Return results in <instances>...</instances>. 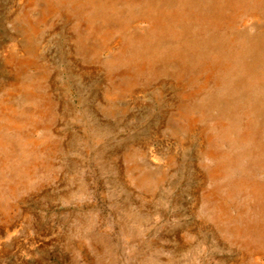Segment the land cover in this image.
Masks as SVG:
<instances>
[{"label":"rangeland","instance_id":"rangeland-1","mask_svg":"<svg viewBox=\"0 0 264 264\" xmlns=\"http://www.w3.org/2000/svg\"><path fill=\"white\" fill-rule=\"evenodd\" d=\"M162 1L131 0L128 3L132 4L127 5L120 1L117 11L121 20L102 18L100 12L89 9L92 14L87 19L80 18L82 14L76 12L72 13L71 22L64 17L45 22L41 37L37 38L40 53L34 59L35 65L26 67L20 74L21 79L32 86L34 96L10 95V104L6 107L1 101L12 88V71L4 59L11 53L23 57L19 46L24 32L20 29L19 16L39 17L42 4L26 7L24 0H0V114L3 113L0 116V264H233L239 257L234 243H217L224 233H219L217 238L199 233L202 236L196 241L189 226L198 218L188 216V212L196 207L195 193L204 184L199 172L203 165H208V160L206 156L203 159L196 156L200 130L188 141L175 139L174 132L181 131L180 127L185 124L176 121L172 127L167 121L175 109L173 102L179 100L176 98L177 81L169 76L179 66L173 57L178 56L181 65L187 58L179 52L180 44L169 40L173 22L157 5L160 2L169 7L176 0ZM212 1L211 4L191 0L198 7L205 5L200 18L211 15L216 19L218 11L212 7L222 0ZM220 15L229 22L225 14ZM163 16L168 21L162 37L152 41H159L164 51L169 48L170 54L161 57L163 64L156 59L148 62L152 65L146 75L147 79L153 73L151 76L159 79L138 98H126L129 105L120 103L127 111H121L123 116L116 120L109 118V114L101 121V116L92 112L94 109L85 112L87 107L107 108V99L96 97L104 85V65L122 48L115 40L126 38V54L144 50V45L135 37L146 33L152 21L159 24L157 30H161ZM81 22L83 29H74L75 24ZM233 30L236 32L222 31L218 38L221 43L212 51L228 60L231 47L227 45L232 42L227 35L235 34L234 44L241 52L243 71L233 82L222 86L224 94L210 85L189 99L192 115L184 114L183 118L188 121L194 117L206 127L207 135L213 140L205 148L224 151L229 160L224 169L230 172L229 177L224 181L219 179L221 187L234 180L241 186L257 183L264 191V48L261 49V44L257 47V42L264 41V15L239 18ZM219 33L217 31L216 35ZM103 34L109 35L107 47L101 45ZM237 35H248L249 46H241ZM78 45L81 52L77 50ZM238 51L233 50L236 56ZM187 57L190 62L194 59V56ZM236 64L239 66L238 62ZM192 68L197 77L203 75L204 71L196 66H188ZM188 69L182 74L187 91L199 85L198 80L187 81L192 76ZM45 72L49 76L47 80L40 79L42 74L45 77ZM46 94L54 97L48 117L41 112L42 96ZM201 100L204 102L199 105ZM34 109L36 124H27L25 118ZM13 118L24 119L23 125L15 127ZM181 135L186 136L183 131ZM35 140L40 144L35 145ZM140 143L143 148H150L160 162H165L171 151L177 154L169 174L163 165H155L149 158H138L144 170L156 176L153 188L158 190L159 196L154 198L153 204L143 190L149 186L128 188L120 174L121 161L127 155L126 146ZM124 162L127 166L135 161L124 158ZM129 167H126L127 177L133 186L136 171ZM254 184L246 189L253 191ZM221 189L226 194V188ZM134 196L144 206L136 204ZM235 199L233 195L228 197L230 203H235ZM153 205L157 213L149 218L151 213L146 214L142 209L152 210ZM175 206L188 216L189 230L177 225L185 221L175 218ZM257 206L264 214L263 192L254 196L252 208ZM206 207L198 205L194 210L202 215L200 210ZM129 209L140 214L139 224L128 220ZM232 210L233 206L219 209L224 216H232ZM181 226L185 230L179 231ZM170 230L172 238L180 237L169 239ZM156 238L160 241L155 244ZM191 240L193 247L187 243ZM263 244L264 238L260 236L253 245L260 251ZM159 254L169 259L158 260Z\"/></svg>","mask_w":264,"mask_h":264},{"label":"bare ground","instance_id":"bare-ground-1","mask_svg":"<svg viewBox=\"0 0 264 264\" xmlns=\"http://www.w3.org/2000/svg\"><path fill=\"white\" fill-rule=\"evenodd\" d=\"M120 1H123L126 5L132 4L128 3L131 0H60V3H58L57 0H24V4L26 7L33 6L36 3L40 2V4H42L40 5L39 9L41 10V14L39 17L36 16L35 18L28 19H26L25 15L19 16L20 29L24 32L23 41L19 46L20 52L22 53L23 57L11 53L10 56L5 57L4 59L5 64L12 71V75H10L12 88L11 90H8L7 93H5V96L2 97V106L3 104L4 106L10 104L8 100L10 95L14 96L16 94H21L26 97L34 96L32 86L30 84H26L21 79L20 74L24 69H26V67L35 65L34 59L39 56L40 53L37 38L41 37L42 25H44L45 22H48L49 20L55 21L58 17H64L66 19H69V21L71 22L72 13L76 12H78V14H82L79 15L80 18L84 17L87 19L92 14L91 12H89V9L95 10L93 11L95 13L100 12L102 18L108 17L109 20H111L112 18L121 20L120 14L117 11V6ZM165 1L166 0L162 2ZM218 1L220 2V0ZM205 2H209L211 4L213 3L212 0H205ZM218 4L219 5H212L213 10L218 11V13H216V19L218 18L217 20L214 19V17L211 15L200 18V15H202V11L205 10V5H201L200 7H198V4L191 2V0H176L175 3L169 7H166V5H161L160 2L157 4L161 8V10H163L164 13L167 14L169 20L173 22V26H171V29L169 30L172 33L169 37V40L172 42L176 40L180 44L179 52L184 55V58H187L186 60H183L184 63L183 65H181L178 56L175 55L177 57H173L177 59L176 61L179 66L175 71L171 72L169 76L176 79L177 81L176 87L179 89V94L176 95V98H178L179 100L173 102L172 106H174L175 109L167 118V121L171 124L172 127H174L173 124L176 123V121H181L182 124H185L184 127H180V130L183 131L186 136H182L181 131H176L174 132L175 139L179 137L185 138L188 141L189 139L193 138V135L197 130H200L201 140L198 142L197 148L199 149L196 152V156L200 157L201 159L206 156V160H208V165H203L200 169L201 172H199L201 173V180L204 184L201 183L203 184V186L201 187L199 192L197 189L196 192L198 193H195V197L193 199L196 207L198 205H200V207L207 206L204 210H200L204 214H198L199 212L194 210L196 209V207H191L190 211L188 212V216H191L194 219H196V217L198 216V218L195 223L193 222V224H189L187 223L186 218L188 216L186 215V213L182 211L180 207L175 206L174 216L175 218L177 217L180 222L185 221L184 223L177 225H183L188 230L189 226L191 227V229H193L191 232H194L193 236H196V241L202 236L199 233H205L204 236H206L207 238H212V236L213 238H217V235L219 233H224L223 238L217 243L225 244L221 242L225 241L226 243L229 242L235 244L239 257L233 264H264V244L262 250L260 251H258L257 247L253 245L255 242H258V240H260V236L264 238V214L258 209L259 206L252 208L254 196H260L262 192L264 194V191L260 189L261 186L257 183L254 184L248 182L243 186L239 185L238 183L237 186L235 184L236 181L233 180L231 182H228L231 185L226 184L225 186H222L226 188V194H224L223 190L221 189V184H219V179H222V181H224L229 177L230 172L226 173V171L224 170L228 166L227 161L229 160L224 156V151H221L217 148H209L210 146L208 148H205L206 145L211 144L213 140L212 136H208L209 134L207 135V129L205 130L206 127L204 128L201 123L194 117H191L188 121L183 118L184 114L191 113L192 115L189 106V99H191L192 97H196L199 92H201V90L207 89L210 85L216 86L219 89V93L224 94L225 92L222 86L227 84L228 81L233 82L234 78L243 71L244 66L242 61L240 60L241 52L236 49L238 46L234 44L235 34H226L227 38L232 42L231 45H227V48L228 46L231 47V57H228L229 61L222 58L219 52L214 53L212 51L218 48V46L220 45L221 42L218 41V38L222 31L227 32L232 30L233 32H236L233 30V27L237 20L244 16L248 15L258 17L261 15L263 17L264 15V10H262V7H264V0H222ZM67 5H71V8ZM219 6L221 7L219 8ZM220 14H225L228 17L229 22L221 19L222 16ZM167 17H164L160 20L162 26L161 30L158 31L157 29L159 24H156L154 21H152L149 22V25L147 26L148 30L146 33H144L145 35L141 34V36L139 35L135 37L136 40H138L139 44L144 45L142 46L144 50L130 51L129 54H126L124 52L128 47L126 38L122 36L118 37L115 40L119 42V46L120 44L122 45V48H120V50H118V52H116V54L108 60V63L104 65L105 72L102 76V83L104 85L102 87L100 86L101 89L100 91H98V96L96 97L98 99L99 97L100 99H107V108L103 110L97 106L92 108L87 107L85 112H89V110L91 111L92 109H94V111L92 112H97V114L101 116V121L103 120V117H107V115L109 114V118H115L114 120H116L119 117L123 116L121 115V111H123L124 109L125 111H127V107L121 106L120 103L124 102L123 104L125 106L127 104L129 105L128 99L125 102L126 98H138L145 90H148L150 88V85L153 84L154 80L159 79L156 75L154 77L151 76L153 73L149 74V78L147 79L146 75L148 73V68L152 65L148 62L156 59L160 62V64H163V62L165 61L160 60L161 57L170 54L169 48L165 49L164 51L161 49V47H159V41H152L160 39L162 37L163 27L166 26V22L168 21ZM82 25L83 23L81 22L73 26L74 29L79 30L83 29ZM217 31L220 32L218 35H216ZM195 33H198V36L194 37L193 35ZM256 35L257 34H255V36ZM108 36L109 35L107 34H103L101 36V45L107 47L106 43H108ZM237 38L238 43L241 46H249V44H247V41H249L248 35H237ZM153 43L154 45L152 46ZM259 44H261V49L264 48V41L261 40L260 43L257 42V47L259 46ZM77 50L81 52L82 48H79L78 45ZM233 50L238 51L237 56L234 54ZM82 53H84V51ZM187 56H194L192 62L189 61V58ZM237 62L239 63V66L236 64ZM188 66L189 68L190 66H196L198 70L204 71L202 72L203 75H199L200 78L197 77L193 72L194 68L188 69ZM187 69L190 70L192 74V76L187 81H192L193 83H195L197 80L199 81V85L197 87L195 86L196 88H193L189 91H187V87L184 85L187 83L185 82L183 84L182 82V74H184ZM86 70L87 69L84 68V71ZM48 77V74L45 72V77L42 74L40 79L47 80ZM216 96H219V94H217ZM42 97L44 104L41 107V112L44 117H48L53 108L52 105L54 97L51 94H46L45 97ZM203 102L204 100H201L199 105H201ZM195 108L196 107L193 106V109ZM247 108L249 109L250 107ZM232 109L235 110V108ZM2 114L3 113H1L0 116ZM35 115V109L29 111L27 117L25 118V122L27 124L35 125ZM23 120L21 119L20 122L19 119L16 120L15 118H13L12 124H15V127H19V125H23ZM174 130L176 129L174 128ZM177 141L181 145L183 144L181 140ZM35 142V145L40 144L39 140H35ZM126 148L127 155H125L121 161L120 174L128 188L135 189L140 186H149L148 188H145L143 190H145L144 192L147 193L148 197H150L149 202L153 204L154 198L159 196L158 190L156 191L153 188L156 182V176L154 174L151 175V171H146V169L144 170L143 165L138 158H149V160L153 164L158 166L163 165L164 169L167 170L166 173L169 174L171 171V167L177 160V154L171 151L168 156V153L166 154V161L160 162L157 160L156 154L153 153L150 148H143L142 143H140L138 146L129 145L126 146ZM124 158L135 161L133 164L127 165L128 167L130 166L129 169L134 168V171H136L135 184H133V186L130 184V180L127 177V166H124ZM148 179L149 182H147ZM252 184H254L253 191L247 190L246 188L252 186ZM259 189L262 191L261 193ZM242 194L244 195L242 196ZM231 195H233V197H236L235 203H230V200H228V197H231ZM133 201L136 204L139 203L140 206H144V204H142L137 196H134ZM229 206H233L232 216H224L222 211L220 212L219 209H226ZM142 210L145 211L146 214L147 212L151 213L149 218L157 213L154 205L152 210ZM127 218L131 223L134 224H139L141 221L140 214L131 209H129ZM183 226L180 227L179 231L185 230V227L183 228ZM171 227L169 229H171ZM207 227H209L210 229H207ZM208 231L213 232V234H209ZM185 234L184 236H186ZM255 236H259L258 239H252ZM168 237L171 240H176L180 236L176 235V239L172 238L170 230L168 232ZM159 241L160 240L156 238L153 240V243L156 244ZM193 242L194 241L191 240L190 243H187L193 247ZM212 245L215 244H213L212 242ZM158 256V260L163 258V256H161L160 254ZM260 257L263 258V261L260 260ZM163 259L168 260L169 258ZM148 264L152 263L149 262Z\"/></svg>","mask_w":264,"mask_h":264}]
</instances>
